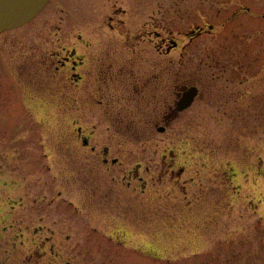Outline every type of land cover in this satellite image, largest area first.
I'll list each match as a JSON object with an SVG mask.
<instances>
[{
  "label": "rangeland",
  "instance_id": "1",
  "mask_svg": "<svg viewBox=\"0 0 264 264\" xmlns=\"http://www.w3.org/2000/svg\"><path fill=\"white\" fill-rule=\"evenodd\" d=\"M73 46L121 65L104 111L87 108L82 84L74 116L113 155L147 162L153 202L125 193L90 214L55 181L61 126L41 62ZM171 84L174 100L180 84L200 93L158 133L152 108ZM106 117L123 119L119 135ZM164 160L184 174L167 176ZM0 264H264V0H51L1 33Z\"/></svg>",
  "mask_w": 264,
  "mask_h": 264
},
{
  "label": "flooded vegetation",
  "instance_id": "2",
  "mask_svg": "<svg viewBox=\"0 0 264 264\" xmlns=\"http://www.w3.org/2000/svg\"><path fill=\"white\" fill-rule=\"evenodd\" d=\"M200 34H202V31L198 33V35ZM79 39H81L80 35ZM90 55L79 54L78 49L74 46L63 47L52 52L49 59H42L41 62L46 71L53 73L55 77V99H57L55 115L60 120L61 126L58 129L59 133H57L58 142L52 145L53 150H51L52 161L55 163L53 177L61 185L60 188L67 189V186L75 198H80L84 202V209L78 207L76 209H82L86 213L106 214L105 212H114L111 211L115 208V202L112 200L116 199V197L113 196L122 197L125 193L132 196V199L136 202L138 200L144 202L142 196H147L146 200L153 202L156 193L155 189L150 194H145L146 190L153 188V184L150 185L142 175L143 167L147 169V172L149 171L147 162L143 160L125 161L120 155H113L109 144L96 142V125L93 124L92 127L85 129L79 119L74 116L75 103L73 95L75 90L79 87L82 88L83 84L85 87V105L92 112L94 110L101 112L102 110L104 111L103 105H106L104 102L105 95L109 94L107 88L111 85L109 77L111 71H109V68L111 70L116 69L115 76H119V67L121 65H118V67L115 64L116 67L111 61V55L104 57ZM106 59H109V62ZM84 67L89 69L90 77L97 82L86 77L83 72ZM193 86L197 87L196 85H178L176 99L174 100L171 84L170 100L167 101L168 99H166L165 103L159 100L160 108L157 109L156 106L152 108V113L156 116L152 125L156 126L158 133H166L171 123L194 104L200 93L198 87V95L192 105L184 110L179 109L181 98ZM96 87L103 92L101 95L100 92H95ZM154 96L151 95L149 99H153ZM156 102L158 101L154 103ZM106 118L107 121H110L107 128L113 129L112 132L119 135L118 132L123 130V119L116 124L113 122L115 120L112 117H109V120L108 117ZM61 121H64V126L61 125ZM135 128L136 131L138 129L140 131L141 125L137 124ZM42 147L45 148L46 145L42 144ZM118 149L122 151V144H118ZM45 155L50 157L48 154ZM162 163L161 169L166 168L165 173L172 179H174L173 176L176 174L178 175L177 178H180L185 172V168L178 165L179 163L175 165L174 161L170 163L164 160ZM161 172H158L160 176ZM58 194L63 196L62 189H59Z\"/></svg>",
  "mask_w": 264,
  "mask_h": 264
},
{
  "label": "water",
  "instance_id": "3",
  "mask_svg": "<svg viewBox=\"0 0 264 264\" xmlns=\"http://www.w3.org/2000/svg\"><path fill=\"white\" fill-rule=\"evenodd\" d=\"M50 0H0V33L19 28L35 18ZM212 29V26H211ZM198 95V88L188 89L179 102V109L190 107Z\"/></svg>",
  "mask_w": 264,
  "mask_h": 264
}]
</instances>
